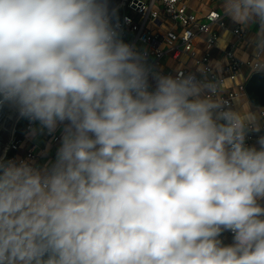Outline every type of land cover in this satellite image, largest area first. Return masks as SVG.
Returning <instances> with one entry per match:
<instances>
[{"label":"clouds","instance_id":"obj_1","mask_svg":"<svg viewBox=\"0 0 264 264\" xmlns=\"http://www.w3.org/2000/svg\"><path fill=\"white\" fill-rule=\"evenodd\" d=\"M221 8L264 73V0ZM223 91L150 62L112 0H0V107L58 139L0 156V264H264V117Z\"/></svg>","mask_w":264,"mask_h":264},{"label":"built area","instance_id":"obj_2","mask_svg":"<svg viewBox=\"0 0 264 264\" xmlns=\"http://www.w3.org/2000/svg\"><path fill=\"white\" fill-rule=\"evenodd\" d=\"M126 7L131 10L133 15H123L119 22L124 30V37L127 34L133 36V43L143 44L147 48L148 58L152 57V63L160 67V61L167 54L171 53L172 58L177 60L181 54L195 63L196 66L203 65L209 69L210 76H214L223 81V86L227 81L235 82L242 67H247L252 73L254 71L255 61H243L235 55L234 44L230 45L223 51L226 63L221 69V73H217L210 63L211 50L215 47L218 35L212 26L217 25L223 27L225 25L224 18L216 11H210L204 15V20L199 21L197 16L188 11L187 4L184 0H125ZM216 2L218 0H210ZM155 4H159L163 14L175 26L174 29L165 33H156L148 30L147 25H155L159 20V11L154 8ZM219 15L220 19H215ZM136 16V19L133 17ZM234 34L239 38L244 37V31L237 27L233 30ZM204 37L203 46L204 52L198 55L195 48L197 39ZM161 68V67H160ZM164 73L177 74L178 72H189L190 70L182 64H178L175 68H161ZM245 84H238L235 90L222 93L220 99L231 102L234 98L244 93ZM260 115L264 117V110L260 111ZM264 124V119L261 121ZM28 122L25 120V129L27 131ZM264 131V129H262ZM46 139L51 143L58 142L53 138L45 135ZM58 138V136H57ZM255 139L253 136L249 143ZM21 144V140L17 139L13 134L6 151L15 153ZM5 154V156H6ZM36 147L30 146L25 155L21 158L36 159ZM8 158H14L11 155ZM227 233L233 238L231 232Z\"/></svg>","mask_w":264,"mask_h":264},{"label":"crops","instance_id":"obj_3","mask_svg":"<svg viewBox=\"0 0 264 264\" xmlns=\"http://www.w3.org/2000/svg\"><path fill=\"white\" fill-rule=\"evenodd\" d=\"M184 2L187 4L188 11L196 15L200 22L204 20V15L210 11H216L221 16H223L222 8H221V0H218L216 2H211L210 0H184ZM154 8L158 10L160 13L159 20L155 25L148 24L147 25L148 30H151L156 33H165L169 30L174 29L175 28V26H173L174 24L170 20H168L166 16L163 14L161 6L159 4H155ZM133 17L136 19V16ZM223 18L225 22V25L223 27L217 25L212 26L213 30H215L218 35V39L215 47L211 50L210 63L214 67L217 73H221V69L226 63L225 57L223 56V51L232 44H234L235 46V55L240 60L243 61L256 60L254 49L250 43L251 37L256 32V27L252 26L247 30L242 29L244 31V37L239 38L234 34L233 30L237 27L240 28V26L232 24V22L227 17H223ZM124 38L126 39V41L129 42H133L134 40L133 36L130 34H127ZM203 38L204 37L202 36V38L197 39L195 42V48L197 49L198 55H201L204 52V46L202 40ZM136 45L142 50L147 48L145 45L140 43H137ZM171 55H172L171 53H167L162 58V60L160 61L161 68H165V69L170 67L175 68L178 66V64H182L185 65L190 71H194L195 68L197 67L193 61L186 58L182 54L177 60L173 59ZM148 59L150 60V62H152L153 60L152 57ZM251 75H252L251 70H249L247 67H242L235 82L227 81L225 83V85L223 86L224 87L223 94H225L226 91L235 90L238 84H245ZM238 97H244L249 101L245 92L240 94ZM252 106L259 113L261 110H264V107H258L253 104ZM56 135L59 136V133H57ZM254 142L255 139L252 143ZM57 143L58 142L51 143L46 139L45 135L40 136L35 140H32V139H28L25 134L23 139L21 140V144L18 150L15 153H13V156L14 158L23 157L26 151L29 149V147L34 145L36 147V153H37L35 160H37L38 163H43L46 159V157H44L43 154L47 152L48 156H54L55 147ZM260 203L262 206H264V200L260 201ZM219 239H221L225 245L231 244L233 242V238L227 233V231L223 232L219 237Z\"/></svg>","mask_w":264,"mask_h":264},{"label":"water","instance_id":"obj_4","mask_svg":"<svg viewBox=\"0 0 264 264\" xmlns=\"http://www.w3.org/2000/svg\"><path fill=\"white\" fill-rule=\"evenodd\" d=\"M112 5L116 9L121 8L123 11L126 9L125 0H112ZM244 90L253 105L264 107V73H252L245 83ZM19 119L15 110L8 106L0 107V156L5 157Z\"/></svg>","mask_w":264,"mask_h":264},{"label":"trees","instance_id":"obj_5","mask_svg":"<svg viewBox=\"0 0 264 264\" xmlns=\"http://www.w3.org/2000/svg\"><path fill=\"white\" fill-rule=\"evenodd\" d=\"M117 14H118L119 19L123 15H132L130 10L127 7L124 11L121 8L117 9ZM25 134H26L25 120L20 118L19 121L17 122L14 135L17 139L22 140ZM11 155H13V152H7L5 157L8 158Z\"/></svg>","mask_w":264,"mask_h":264},{"label":"rangeland","instance_id":"obj_6","mask_svg":"<svg viewBox=\"0 0 264 264\" xmlns=\"http://www.w3.org/2000/svg\"><path fill=\"white\" fill-rule=\"evenodd\" d=\"M130 10V9H129ZM130 12H131V10H130Z\"/></svg>","mask_w":264,"mask_h":264}]
</instances>
